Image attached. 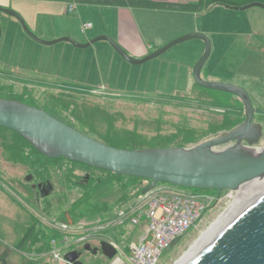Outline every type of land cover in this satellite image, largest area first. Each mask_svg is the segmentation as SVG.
Instances as JSON below:
<instances>
[{
	"label": "rangeland",
	"instance_id": "obj_1",
	"mask_svg": "<svg viewBox=\"0 0 264 264\" xmlns=\"http://www.w3.org/2000/svg\"><path fill=\"white\" fill-rule=\"evenodd\" d=\"M258 24L256 28L264 30V21ZM207 38L211 52L200 77L240 86L250 94L254 107L264 109V55L255 49V38L227 31L217 36L214 46ZM194 40L134 65L108 42L122 60L108 51L95 53L93 44L62 52L50 50L52 44L33 51L13 48L4 37L0 98L42 108L83 134L116 147H191L229 131L245 116L239 97L195 83L192 72L205 43L197 39L204 49L195 63H188ZM253 121L262 125V137L253 144L258 149L264 147V114L255 115ZM38 182L44 194L36 187ZM149 183L63 157L47 158L16 132L0 127V264H72L65 258L71 251L83 264H110V259L99 251L92 254L85 244L94 248L101 237L127 252L141 227L126 220L145 201L142 190ZM177 190H190L207 208L156 264H174L241 199L232 203L235 190L186 189L165 182H158L150 192ZM65 212L70 223L63 229ZM120 218L122 223L111 225ZM92 234V239L86 238Z\"/></svg>",
	"mask_w": 264,
	"mask_h": 264
},
{
	"label": "water",
	"instance_id": "obj_2",
	"mask_svg": "<svg viewBox=\"0 0 264 264\" xmlns=\"http://www.w3.org/2000/svg\"><path fill=\"white\" fill-rule=\"evenodd\" d=\"M253 6L264 9L261 1H252L240 8ZM0 12L16 18L24 32L42 44L68 41L77 48H86L95 41L105 40L124 60L134 65L154 59L185 40L195 38L204 41L205 49L192 72L195 83L208 89L237 94L245 114L239 125L217 137L191 147L120 148L83 134L42 108L7 98H0V127L16 132L47 158L63 157L118 175L147 179L150 183L142 190L143 194L154 189L158 182L186 189L236 190L263 176L180 264H264V147L256 151L253 148L261 137V126L252 121L256 109L242 87L206 81L200 77L211 49L206 35L197 32L182 35L136 59L105 35L96 36L86 43H77L67 36L42 40L28 29L17 12L2 6ZM222 145L225 147L216 149ZM178 241V238L174 239L166 250ZM99 246L105 257L110 259L115 254V249L107 241L100 240ZM85 248L91 249L88 244ZM65 258L72 264H83L77 259L75 251L66 253Z\"/></svg>",
	"mask_w": 264,
	"mask_h": 264
},
{
	"label": "crops",
	"instance_id": "obj_3",
	"mask_svg": "<svg viewBox=\"0 0 264 264\" xmlns=\"http://www.w3.org/2000/svg\"><path fill=\"white\" fill-rule=\"evenodd\" d=\"M139 1L151 2L154 6L138 5ZM227 1L230 3L214 0H0V6L17 12L28 29L40 39L50 41L67 36L77 43H86L96 36L105 35L136 59L193 32L209 37L213 46L217 36L227 31L251 34L255 38V49L262 52L264 30L256 27H259L258 22L264 21V9L256 6L240 8L251 0ZM255 1L264 3V0ZM68 4H73L71 12L66 10ZM0 20V40L5 37L6 43H13L9 46L29 47L33 51L45 49L46 44L29 37L16 18L0 12ZM87 22L91 26L82 30L81 24ZM92 44L95 53L97 50L108 51L113 58L122 60L107 41L98 40ZM179 44L163 54L175 46H186V43ZM53 45L55 47L50 50L58 52L76 48L68 41H59ZM191 45L193 55L188 63L191 60L195 63L204 44L196 39L191 41Z\"/></svg>",
	"mask_w": 264,
	"mask_h": 264
},
{
	"label": "built area",
	"instance_id": "obj_4",
	"mask_svg": "<svg viewBox=\"0 0 264 264\" xmlns=\"http://www.w3.org/2000/svg\"><path fill=\"white\" fill-rule=\"evenodd\" d=\"M73 8V4H68L66 10L71 12ZM90 26L89 22L82 23L81 29L84 30ZM177 191L179 193L152 194L148 192L141 195L145 197V201L126 220L134 226L141 227L137 241H130L128 251L125 252L115 242L107 240L115 249V254L110 258V264H156L170 243L176 238L179 239L198 221L207 205L190 190ZM117 222L122 223V218L111 225ZM67 226V223L62 224L63 229ZM89 236L87 235L86 238ZM51 241L55 242V239L52 238ZM54 252L58 251H52Z\"/></svg>",
	"mask_w": 264,
	"mask_h": 264
},
{
	"label": "bare ground",
	"instance_id": "obj_5",
	"mask_svg": "<svg viewBox=\"0 0 264 264\" xmlns=\"http://www.w3.org/2000/svg\"><path fill=\"white\" fill-rule=\"evenodd\" d=\"M259 149V148H258ZM257 147L254 151L258 150ZM263 177V176H262ZM262 177H258L254 180H251L247 183H245L244 185L240 186L239 188H237L235 190L236 194L233 197V202L232 203H236L237 200H240L236 203V205L243 200L255 187V185L259 182V180ZM240 192V194H239ZM243 195V196H242ZM235 205V206H236ZM234 206V207H235ZM234 207L232 208V210L234 209ZM231 210V211H232ZM230 211V212H231ZM229 212V213H230ZM228 213V214H229ZM227 215H224L221 217L218 216V219H216L204 232H202L199 236V238L195 241L194 245L191 247L190 250H188L182 257H180L177 261L174 262V264H180L221 222L222 220L226 217ZM220 220V221H219ZM218 222V223H217ZM217 223V224H216ZM216 224V225H215ZM215 225V226H214Z\"/></svg>",
	"mask_w": 264,
	"mask_h": 264
},
{
	"label": "flooded vegetation",
	"instance_id": "obj_6",
	"mask_svg": "<svg viewBox=\"0 0 264 264\" xmlns=\"http://www.w3.org/2000/svg\"><path fill=\"white\" fill-rule=\"evenodd\" d=\"M210 52H211V49H210ZM263 52V53H262ZM262 52L261 51H259V53H262L263 55H264V49L262 50ZM211 81H217V80H211ZM246 91V90H245ZM247 92V91H246ZM229 93H231V92H229ZM231 94H233V95H235V96H237V97H239L237 94H235V93H231ZM247 94H248V96L250 97V99H251V96H250V94L247 92ZM240 98V97H239ZM255 109H256V112H254V114H253V117L255 116V115H258V114H264V109L262 108V107H255ZM243 110H244V108H243ZM244 118H245V116H244ZM244 120V119H243ZM252 121H253V118H252ZM254 123H256V124H259L260 126H262L260 123H258V122H255V121H253ZM261 130H262V127H261ZM261 137H262V132H261ZM260 137V138H261ZM244 143V142H243ZM245 144V143H244ZM35 186V185H34ZM36 187L37 188H39V190L41 191V194L43 193L44 194V187H42V183H40V182H38L37 184H36ZM70 219L69 218H65V221H66V223L69 225V223H70V221H69ZM69 221V222H68ZM97 238V237H96ZM88 239H92V237H88ZM93 239H94V237H93ZM99 240H104V241H107V239H104V238H98ZM88 245H89V243H87ZM90 246V245H89ZM99 245L98 246H95L94 248H91V246H90V248H91V250H92V253H96V252H100L101 253V249H99ZM78 255V254H77Z\"/></svg>",
	"mask_w": 264,
	"mask_h": 264
},
{
	"label": "trees",
	"instance_id": "obj_7",
	"mask_svg": "<svg viewBox=\"0 0 264 264\" xmlns=\"http://www.w3.org/2000/svg\"><path fill=\"white\" fill-rule=\"evenodd\" d=\"M214 1H219V2H223V3H230L229 1H227V0H214ZM252 1H255V0H251L250 2H252ZM106 2H108V1H106ZM249 3V2H248ZM137 4L138 5H142V6H154V4L153 3H151V2H142V1H139V2H137ZM177 7H182V6H180V5H176ZM69 218L70 219V216H68L67 214H66V212L63 214V220H65V218Z\"/></svg>",
	"mask_w": 264,
	"mask_h": 264
}]
</instances>
